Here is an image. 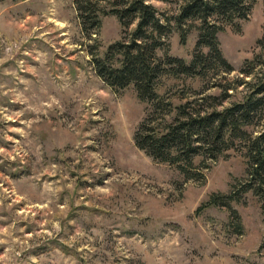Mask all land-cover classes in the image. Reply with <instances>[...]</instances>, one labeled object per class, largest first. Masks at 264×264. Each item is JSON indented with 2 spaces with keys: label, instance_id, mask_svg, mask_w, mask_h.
I'll return each instance as SVG.
<instances>
[{
  "label": "rangeland",
  "instance_id": "1",
  "mask_svg": "<svg viewBox=\"0 0 264 264\" xmlns=\"http://www.w3.org/2000/svg\"><path fill=\"white\" fill-rule=\"evenodd\" d=\"M73 1L0 0V264H264L259 198L241 194L231 204L238 218L207 206L212 194L245 181L243 147L235 143L217 160L194 157L202 179L138 150L133 135L148 105L132 85L112 91L92 62L136 23L123 30L108 15L86 33ZM184 2L148 1L171 24ZM239 26L217 35L232 71L164 76L158 93L198 110L202 96L221 95L216 85L264 79V0H254ZM197 35L181 44L174 29L155 57L190 62ZM247 91L229 90L223 107Z\"/></svg>",
  "mask_w": 264,
  "mask_h": 264
},
{
  "label": "trees",
  "instance_id": "2",
  "mask_svg": "<svg viewBox=\"0 0 264 264\" xmlns=\"http://www.w3.org/2000/svg\"><path fill=\"white\" fill-rule=\"evenodd\" d=\"M148 1H73L86 33L97 30L103 16H115L123 30L136 23L127 40L110 44L102 57L94 55L92 59L96 74L112 91L132 85L137 98L148 105L146 116L133 135L135 147L155 163L176 167L185 179H202L193 158L203 155L217 160L238 143L245 151L246 179L239 190L228 195L212 194L207 206L226 208L238 218L231 204L250 191L259 198L264 216V79H237L233 87L216 85L222 89L221 95L202 96L198 110L190 101L173 105L157 91L164 76L205 79L211 72L232 71L222 56L217 35L226 26L238 32L239 22L248 18L254 0H185L173 24L168 18L161 20ZM174 29L180 34L181 44L192 30L198 34L195 53L188 63L170 56L155 57L156 50L164 45L162 39ZM253 65L251 62L250 69L241 72L244 77L252 74ZM242 85L248 87L247 93L223 107L230 96L228 91H236ZM257 125L261 128L257 135L246 129Z\"/></svg>",
  "mask_w": 264,
  "mask_h": 264
}]
</instances>
